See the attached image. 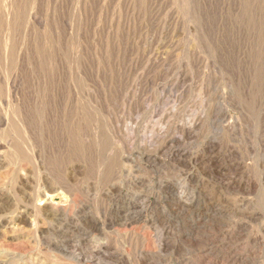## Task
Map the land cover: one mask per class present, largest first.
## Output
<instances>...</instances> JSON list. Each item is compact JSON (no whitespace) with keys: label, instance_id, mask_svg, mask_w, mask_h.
Returning <instances> with one entry per match:
<instances>
[{"label":"rangeland","instance_id":"obj_1","mask_svg":"<svg viewBox=\"0 0 264 264\" xmlns=\"http://www.w3.org/2000/svg\"><path fill=\"white\" fill-rule=\"evenodd\" d=\"M22 1L0 264H264V0Z\"/></svg>","mask_w":264,"mask_h":264},{"label":"bare ground","instance_id":"obj_2","mask_svg":"<svg viewBox=\"0 0 264 264\" xmlns=\"http://www.w3.org/2000/svg\"><path fill=\"white\" fill-rule=\"evenodd\" d=\"M8 1H9V0H8ZM20 1H22V0H20ZM28 1H29V0H28ZM3 2H4V1H3ZM15 2H16V1H15ZM22 3H23V1H22ZM2 4H4V3H2ZM2 4H1V5H2ZM20 4H21V2H20ZM4 5H5V4H4ZM6 5H7V4H6ZM17 6H18V5H17ZM26 6H27V5H26ZM1 7H2V6H1ZM5 7H6V6H5ZM23 7H24V5H23ZM19 8H20V7H19ZM24 8H25V7H24ZM3 10H4V9H3ZM8 11H9V10H8ZM6 12H7V11H6ZM3 14H4V13H3ZM26 14H27V11H26ZM7 15L10 16L11 14H7ZM16 16H17V15H15V17H16ZM1 17H2V16H1ZM17 17H18V16H17ZM4 18H7V17H4ZM8 18H9V17H8ZM13 19H15V18L13 17ZM5 20H7V19H5ZM7 21H8V20H7ZM13 21H14V20H13ZM22 21H23V20H22ZM12 23H13V22H12ZM18 23H19V22H18ZM23 23H25V22H23ZM40 23H41V22H40ZM0 24H1V23H0ZM13 24H14V23H13ZM13 26H14V25H13ZM18 27H19V26H18ZM9 28H10V27H9ZM11 28H12V27H11ZM15 28H16V27H15ZM38 28H39V26H38ZM38 28H37V29H38ZM0 30H1V26H0ZM4 30H6V29H4ZM12 30H13V29H12ZM17 30H18V29H17ZM6 31H7V30H6ZM6 31H5V33H6ZM13 31H14V30H13ZM6 34H7V33H6ZM6 34H5V36L7 37L8 34H7V35H6ZM0 35H1V34H0ZM11 35H12V34H11ZM22 35H23V32H22ZM34 35H35V34H34ZM20 36H21V35H20ZM39 36H40V35H39ZM36 37H37V36H36ZM38 38H40V37H38ZM4 39H6V38H4ZM4 39H3V40H4ZM8 39H9V38H8ZM21 39H22V38H21ZM41 39H42V38H41ZM3 40L1 39V41H3ZM12 40H14V39H12ZM37 40H38V39H37ZM43 40H44V39H43ZM1 41H0V42H1ZM4 42H5V41H4ZM4 42H3V43H4ZM13 42H15V41H12V43H13ZM5 43H6V42H5ZM10 43H11V40H10L9 44H10ZM42 43H43V42H42ZM6 44H7V43H6ZM13 44H14V43H13ZM17 44H18V43H17ZM39 44H40V43H39ZM40 45H41V44H40ZM42 45H43V44H42ZM4 46H5V45H4ZM6 46H7V45H6ZM36 46H37V44H36ZM9 47H10V45H9ZM12 47H13V46H12ZM4 48H5V47H4ZM6 48H7V47H6ZM10 48H11V47H10ZM10 48H9V49H10ZM15 48H16V47H15ZM40 48H42V47H40ZM40 48L38 47V49H40ZM43 48H44V47H43ZM16 49H17V48H16ZM38 49H37V50H38ZM1 50H2V49H1ZM43 50H44V49H43ZM8 51H9V50H8ZM8 51H7V52H8ZM10 51H11V50H10ZM10 51H9V52H10ZM14 51H15V50H14ZM14 51H12V52H14ZM38 51H39V50H38ZM3 53H4V52H3ZM3 53H1V54H3ZM10 53H11V52H10ZM14 53H15V52H14ZM14 53H13V54H14ZM6 54H7V53H6ZM8 54H9V53H8ZM11 54H12V53H11ZM44 55H45V54H44ZM2 56H3V55H2ZM10 56H11V55H10ZM39 56H40V54H39ZM42 56H43V55H42ZM6 57H8V56H6ZM11 57H12V56H11ZM12 58H13V57H12ZM44 58H45V57H44ZM10 59H11V58H10ZM13 59H14V58H13ZM13 59H12V60H13ZM41 59H42V58H41ZM47 59H48V58H47ZM49 60H50V59H49ZM2 61H3V60H2ZM42 61H44V60H42ZM13 62H14V61H13ZM13 62H12V63H13ZM7 63H8V62H7ZM41 63H42V62H41ZM43 63H44V62H43ZM45 64H46V63H45ZM12 65H13V64H12ZM12 65H11V66H12ZM7 66H8V64H7L5 67H7ZM9 67H10V66H9ZM9 67H8V68H9ZM42 67H43V66H42ZM0 69H2V68H0ZM10 69H11V68H10ZM76 84H77V83H76ZM0 88H1V87H0ZM13 88H14V87H13ZM0 90H1V89H0ZM2 91H3V89H2ZM4 92H5V91H4ZM1 93H2V92H1ZM1 93H0V95H1ZM2 95H3V94H2ZM2 97H3V96H2ZM0 103H1V102H0ZM11 104H12V103H11ZM17 109H18V108H17ZM9 110H10V109H9ZM15 111H16V110H15ZM12 112H13V110H12ZM16 112H17V111H16ZM2 113H3V112H2ZM18 113H19V112H18ZM18 113H17V114H18ZM9 114H10V113H9ZM10 116H11V114H10ZM10 116H9V117H10ZM1 118H2V117H1ZM17 118H18V117H17ZM10 120H11V119H10ZM12 120H13V119H12ZM19 120H20V119H19ZM2 121H3V120H2ZM7 122H8V121H7ZM15 122H16V121H15ZM10 124H11V123H10ZM20 124H21V123H20ZM11 126H12V125H11ZM13 126H14V122H13ZM21 126H22V125H21ZM14 127H15V126H14ZM8 128H9V126H8ZM11 128H12V127H11ZM12 129H14V128H12ZM12 129H11V130H12ZM6 130H7V128H6ZM16 131H17V130H16ZM7 132H8V131H7ZM9 132H12V133H13V130H12V131H9ZM9 132H8V133H9ZM14 132H15V131H14ZM18 132H19V131H17V136H19V135H18V134H19ZM23 132H24V131H23ZM70 132H71V131H70ZM2 133H3V132H2ZM20 133H21V132H20ZM6 134H7V133H6ZM71 134H72V133H71ZM0 135H1V134H0ZM2 135H3V134H2ZM2 135H1V136H2ZM23 135H24V134H23ZM4 136H5V134H4ZM4 136H3V137H4ZM20 136H21V134H20ZM24 136H26V135H24ZM4 138H5V137H4ZM17 138H18V137H17ZM21 138H22V136H21ZM3 140H4V139H3ZM25 140H26V139H25ZM22 141H23V140H22ZM28 141H29V139H28ZM17 142H19V141H17ZM26 142H27V140H26ZM9 144H10V143H9ZM14 144H15V143H14ZM14 144H13V145H14ZM10 145H11V144H10ZM20 145H21V144H20ZM20 145H19V146H20ZM28 145H29V144H28ZM15 146H17V145L15 144ZM19 146H18V147H19ZM13 147H14V146H13ZM21 147H22V146H21ZM9 148H10V147H9ZM16 148H17V147H15V149H16ZM22 148H23V149H22L23 151H26V150H24V149L26 148V146H25V148H24V147H22ZM13 149H14V148H13ZM20 149H21V148H19V150H20ZM27 149H28V148H27ZM11 150H12V149H11ZM22 150H21V151H22ZM14 151H15V150H14ZM6 152H7V151H6ZM8 152H9V151H8ZM16 152H17V151H16ZM16 152H15V154H16ZM19 152H20V151H18V153H19ZM31 152H32V151H30V153H31ZM3 153H4V152H3ZM10 153L13 154V152H10ZM18 153H17V155H18ZM21 153H22V152H21ZM21 153H19V154H20V155H23V154H21ZM26 153H29V152H24V154H26ZM3 155H4V154H3ZM17 155H16V156H17ZM28 155L30 156V154H28ZM28 155H25V156H28ZM12 156L15 157L14 154H13ZM23 156H24V155H23ZM29 156H28V157H29ZM7 157H8V156H7ZM17 158H18V157H17ZM9 159H10V157H9ZM9 159H8V160H9ZM15 159H16V158H15ZM15 159H13V160H15ZM27 159H28V158H27ZM32 159H33V158H32ZM20 160H21V159H20ZM28 160H29V159H28ZM9 161H10L11 163L13 162V161H11V159H10ZM9 161H8V162H9ZM14 162H15V161H14ZM24 162H25V161H24ZM29 162H30V161H29ZM18 163H19V162H18ZM7 164H8V163H7ZM30 164H32V163H30ZM14 165H15V164H13V166H14ZM18 166H19V165H18ZM15 167H16V166H15ZM15 169H16V168H15ZM66 185H67V184H66ZM66 185H65V186H66ZM46 193H47V192H46ZM44 194H45V193H44ZM50 195H51V194H50ZM47 196H48V194L45 195L44 197H47ZM49 197H50V196H49ZM38 200H39V199H38ZM41 201H43V200H41ZM51 201H52V200H51ZM37 202H38V201H37ZM44 202H45V201H44ZM47 203H48V202H47ZM39 204H40V203H39ZM41 205H42V204H41ZM39 206H40V205H39ZM38 209H39V208H38ZM35 212H36V211H35ZM39 213H40V212H39Z\"/></svg>","mask_w":264,"mask_h":264}]
</instances>
